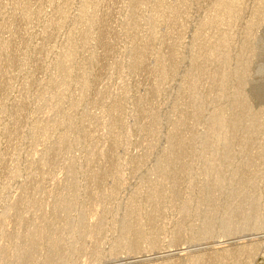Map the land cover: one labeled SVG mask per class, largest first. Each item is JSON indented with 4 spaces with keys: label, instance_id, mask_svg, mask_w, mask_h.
<instances>
[{
    "label": "rangeland",
    "instance_id": "obj_1",
    "mask_svg": "<svg viewBox=\"0 0 264 264\" xmlns=\"http://www.w3.org/2000/svg\"><path fill=\"white\" fill-rule=\"evenodd\" d=\"M84 1L0 0V66L6 68L9 65L3 61V57L8 58L7 49L9 57L19 61L8 66L11 67L7 68L9 76L13 79L8 76L10 80L4 82L12 81L7 83L11 86L0 93V153L6 157L2 160L4 164L0 163L3 165L0 166V247L11 246L14 242L8 236L18 235L17 232L25 245L22 232L30 228L35 219L39 220L45 210L48 217L59 222V234L63 239L61 250L69 248L68 261L61 262L60 255L48 251L47 241L48 245L43 242V250L38 249L41 255L39 253L37 259L34 255L31 261L54 255L53 261L51 256L50 260L47 258L49 264H188L195 256H214L222 250L239 251L241 248L239 252L243 255L232 254L221 264H264V221L261 229L246 230L252 220H259L258 216L264 213V0H244L245 3L233 0L232 10L224 8L223 0H95L83 13ZM175 8L178 9L177 16L172 12ZM94 13L101 18L88 29L86 21ZM147 14L153 17L151 23L143 20ZM102 29L110 41L105 47L98 43ZM65 40L71 43L69 48H64V43L68 45ZM13 41L17 47L12 45ZM136 42V46L143 49L149 47L144 52L147 61L141 65H135L138 55L131 52ZM8 44L11 47L7 48ZM216 46L220 50V59L213 66L225 74V80L212 82L203 78L192 95L190 88L194 76L207 65L210 52ZM171 50L175 51L173 55ZM66 54L78 57L77 72L67 77L73 84L68 90L60 79L58 83L47 84L52 77H58L60 70L55 67V61ZM158 54L166 56L165 66L170 69L165 72L167 77L162 76V69L157 64ZM88 57L97 59L88 63ZM196 58L200 63L193 65ZM71 65L72 62L69 67ZM82 74L87 75L88 82L94 86L87 91V100L80 96ZM244 80L247 85L242 88ZM155 87H158L157 91L152 92ZM56 91L62 93V103L52 110L47 102L43 104L45 100L42 98ZM241 92L248 109L235 106ZM196 96L205 99L198 115L194 114L192 105ZM18 101L26 104L23 111L26 114L20 115L23 118H18L19 122L14 119L15 112L13 118L12 111H9L17 103L21 105ZM109 103L110 106L120 103V107L113 111ZM69 105L75 106L70 117L75 122L72 128L60 122L62 112ZM142 109L145 114L141 113ZM240 114L249 129L246 134L241 132L237 138H229L230 143L236 138L234 148L221 145L222 135L209 136L214 118L226 119L227 127L223 133L229 134ZM14 120L15 127L16 123L21 127L18 129L20 135L13 138L8 129L7 134L13 138L10 140L5 133L6 126ZM33 123L57 126L47 139L43 130L30 134ZM85 132L91 133V139L86 143L91 150L103 149L102 155L108 154L114 160L105 159L107 156L104 158L100 152L101 156H96L99 158L92 156L90 158L95 159L89 162L90 148L84 145L89 148L85 149L81 143V135ZM177 132L187 140L191 139L188 149L178 156L171 153ZM63 134L69 135L70 140L59 148L57 143ZM205 140L209 143L204 144ZM217 146L219 151L214 152ZM56 151L60 152L59 157L44 169L46 179L42 177L43 182L39 180L42 183H33L34 168H39L45 158ZM172 157H179V163L175 164L180 168L176 167L174 179L164 181L162 170L166 167L171 171L173 165L176 166L171 163ZM107 161L118 163L120 168L116 166L115 171L116 164L111 165L115 170L112 168L107 172L113 176L116 173V180L107 177L97 189L101 196L104 190L108 193L104 192L102 202L97 201L101 197L97 191L91 190L95 186L88 184L87 178L91 167L96 168L99 164H106V167ZM211 163L216 165V171L207 169ZM240 165L242 170L247 166L248 172L247 168L240 170ZM236 166L239 169L234 172ZM236 173L242 177H237ZM243 176L246 178L244 184ZM215 178L219 180L215 181ZM161 180L164 181L161 183L163 192L149 197ZM89 188L96 197L89 193ZM173 188L176 189L175 195L179 192L176 197L170 192ZM60 190L76 193L80 205L86 202L90 225L101 222L97 220L100 215H96L94 210L98 208L94 206H100L99 209L104 211L108 207L111 209V216L101 222L103 229L98 234L91 236L85 228L76 231L74 226L62 227L61 222L67 214L57 208ZM25 196L30 198L26 201ZM21 199L25 203L18 206ZM36 199V205H28L29 201ZM154 200L159 206L161 204L157 210H152ZM89 201L96 204L93 202L95 205L92 206ZM130 205L142 207L143 215L129 216ZM99 209L97 213H102L103 210ZM78 213L79 210L71 213L75 226L79 221ZM128 219L135 228L148 231L139 243L141 251L136 253H131L129 240L123 232ZM179 227L183 229L184 238L181 237L183 239L176 244L174 236L180 235ZM20 238L15 239L16 246L21 242ZM89 240L88 246L86 242ZM24 245L19 246V250ZM16 246L6 248L15 256L9 252V261H3L1 255L4 263L0 264L26 263L21 260L25 257H19L18 251H13ZM256 247L254 256L249 258L247 255ZM29 261L27 263L34 264Z\"/></svg>",
    "mask_w": 264,
    "mask_h": 264
},
{
    "label": "bare ground",
    "instance_id": "obj_2",
    "mask_svg": "<svg viewBox=\"0 0 264 264\" xmlns=\"http://www.w3.org/2000/svg\"><path fill=\"white\" fill-rule=\"evenodd\" d=\"M93 1L95 2V0H85L84 2H83V4H82V6H81V11L83 12V13H86L87 12V10H88V7H90V5H92V3H93ZM177 1H179V0H177ZM176 0H175V2H177ZM242 1V0H241ZM223 2H224V8L225 9H227V10H232V3H233V0H223ZM246 2V1H245ZM244 2V0H243V3H245ZM139 3V2H138ZM28 4V3H27ZM135 11V10H134ZM173 15L174 16H177V14H178V9H174L173 11ZM101 17L99 16V14H97V13H94L93 15H91L90 17H89V19L86 21V26H88L87 28L89 29V27H91L92 25H94V24H96L97 22H99V19H100ZM143 20L145 21V22H147V23H151L152 21H153V17L151 16V15H149V14H147V15H145V16H143ZM88 29H87V31H88ZM87 33V32H86ZM159 33V32H158ZM157 33V34H158ZM70 35V34H69ZM154 35H155V32H154V34H153V37H154ZM68 36V35H67ZM69 38V36L67 37V39ZM158 38V41H160L159 40V37H157L156 36V39ZM156 39H154V40H156ZM161 39V38H160ZM246 39V38H245ZM244 39V40H245ZM69 40H70V38H69ZM69 40L68 41H66V42H68V45H67V43H64V44H66V45H64V48H69L70 47V45H71V43L69 42ZM135 41H137V40H135ZM15 42V44H13ZM244 42V41H243ZM12 43V42H11ZM13 43H12V45L14 46L15 45V47H17L16 46V41H13ZM98 43L99 44H103L102 45V47H105V45L106 44H110V41L106 38V34H105V31L102 29L101 30V34H100V37L98 38ZM243 44V43H242ZM244 44H245V42H244ZM98 45V44H97ZM136 45H138V42H136V44H135V47H133L132 46V48H131V52H133V54H136V55H138L137 56V61H136V63H135V65H141V64H144L145 62H144V57L146 58L147 57V53L144 55V52H145V49H147V48H149V47H147V46H145V49H143L144 47H138V46H136ZM220 45V44H219ZM218 45V46H219ZM8 46H9V44L7 45V48H8ZM218 46H216L211 52H210V55H209V57H208V60H207V65H205V66H203V68L201 69V72L200 73H198V74H196L195 76H194V84H193V86L190 88V91H191V93H192V95L193 94H195V91L198 89V86H199V83H200V81L203 79V78H205V79H207V80H210V81H212V82H214V81H220V82H222L223 80H225L224 78H225V74L224 73H222L218 68H215L213 65H214V63H215V61H217V60H219L220 59V50H219V48H218ZM9 47H11V44H10V46ZM107 47V46H106ZM109 47V46H108ZM3 49H4V51L6 50V48H4L3 47ZM2 49V50H3ZM9 49H11V48H9ZM4 51H3V53H4ZM5 52H8V53H6L7 55H6V57H8L7 59H8V61H7V59H4L5 57H3V61L4 60H6V61H4L5 62V64H6V62H7V65L9 64L10 66H12V65H14V62L16 61H13L14 59H13V57L12 58H10L9 57V51H8V49H7V51H5ZM175 53V51L174 50H171V55H173ZM160 55V57H158ZM5 56V55H4ZM157 56V55H156ZM158 56H157V64L159 63V65H160V70L162 69V72H161V74H162V76L163 77H167L166 76V74H165V72H169V70L167 69V68H169V67H166L165 65H166V63H165V60H166V56L165 55H161V54H158ZM15 57V56H14ZM91 57H93V56H91ZM91 57H88L87 58V62L89 63V61L91 62H94L95 61V59H97V58H91ZM77 56L76 55H74V54H70V55H68V54H66L65 56H64V58H59V59H57L55 62H56V64H55V67H58L59 68V70H60V73H58V77H52L51 78V80L49 81V82H47V84L48 83H58L59 81V79H60V81H64L65 83L64 84H66V86H67V88H66V90H68L69 89V87H72V85L73 84H71V82H68V80H67V77H70V76H72L73 74H75L76 72H77V70H76V63H77ZM15 59H16V57H15ZM94 59V60H93ZM97 61V60H96ZM145 61H147V60H145ZM155 61V60H154ZM3 62V63H4ZM13 62V63H12ZM17 63L19 62L18 60L16 61ZM15 62V63H16ZM70 62H72L73 63V65H71L70 67H69V63ZM155 63H156V61H155ZM200 63V59L199 58H196L195 59V61H194V64L193 65H198ZM156 64V65H157ZM8 65V66H9ZM8 66H5L6 68H3L4 66H0V93H2V92H4V91H6L7 89V87L8 88H10V86L11 85H8L9 83H11L10 81H8L7 83L6 82H4L5 80L7 81V80H12L13 78H12V76H11V78H10V76H9V72H8V69L9 68H11V67H8ZM167 66H168V64H167ZM8 68V69H7ZM7 69V70H6ZM7 72H8V74H7ZM8 76H9V78H8ZM86 76L87 75H84V74H82V77L84 78V80H83V82H82V85H81V94H80V96L82 97V99H84V100H87L88 98H87V91L88 90H90V89H92V87H94L90 82H88V80H87V78H86ZM7 78V79H6ZM150 78V77H149ZM90 83V84H89ZM7 84V85H6ZM70 85V86H69ZM91 85V86H90ZM247 85V80H244L243 82H242V88H244L245 86ZM39 86H41L40 84H39ZM38 86V87H39ZM40 88V87H39ZM156 88H158V87H155V88H153V89H151V91L153 92V90L155 89L156 91H157V89ZM6 89V90H5ZM150 91V92H151ZM155 92V91H154ZM49 97H47V96H45V97H43L42 98V100H45V102H43L42 100H41V102H43V104L44 103H46L47 102V104H48V106L52 109V110H54V109H56L57 107H59L60 105H61V103H62V99H61V96H62V93L60 92V91H56V92H53L51 95H48ZM23 101V100H22ZM19 103L21 102V101H18ZM24 102V101H23ZM193 103H192V105H193V112H194V114L195 115H198V114H200V112L202 111V109H203V106H204V104H205V99L202 97H199V96H196L194 99H193V101H192ZM22 103V102H21ZM20 103V104H21ZM46 104V105H47ZM18 107H17V106ZM15 105V107H17V109H16V111L14 110V108H13V110H9V111H12V117H13V113H14V116H15V120L17 121V122H19V120H21L23 117H21L20 115L22 114V116L23 115H25L24 113H23V111L25 110V107L24 106H26V104L24 103L22 106L21 105H18V103ZM45 105V104H44ZM107 106V105H106ZM105 106V107H106ZM109 106H110V103H109ZM108 106V107H109ZM235 106H236V108H238V109H248V105H247V102H246V100H245V97L242 95V92H241V97L240 98H237L236 100H235ZM24 107V108H23ZM107 107V108H108ZM110 107H112L111 109H114L113 111H116V110H118V108L120 107V103H114V106H110ZM110 107L108 108V109H110ZM75 109V106H73V105H69V107H67L66 109H64V111L62 112V117H61V119H60V122H62V123H64V124H67L68 125V127H70V128H72V127H74L75 126V122L73 121V120H71V114L73 113L72 111ZM110 109V111H112ZM116 109V110H115ZM26 111H27V108H26ZM141 113L142 114H145V109H142V111H141ZM12 118V119H13ZM17 118V119H16ZM18 118H19V120H18ZM21 118V119H20ZM15 120H14V122L12 121V123L11 122H9V123H11V124H8V125H10V126H12V124L14 123L15 124ZM114 122V121H113ZM254 122H256V121H254ZM13 124V125H14ZM16 124H18L17 125V127H15V125H14V127H10V126H6L7 128V130H6V134H7V131H8V129H10V132H11V134L13 135V138L14 137H17L18 135H20V133L18 134V129H21V127H19V123H16ZM33 126V127H32ZM31 126V135H34V134H36L37 132H39V131H41V130H43L44 131V136L46 137L47 136V139L49 138V135H50V132L52 131V130H54L55 128H56V126L57 125H50V124H48V125H42L41 123H35V125H34V123H33V125ZM262 126H264V124L262 123ZM227 127V121H226V119H224V118H214V121H213V124H212V126L210 127V130H209V133H210V137H217V136H221L222 135V139H223V142H222V146H224V147H227V148H234V145H233V143L234 144H236V141H235V139L239 136V134L241 133V132H243L244 134H246L245 132H248V129H249V126L248 125H245L244 123H243V120H242V114H240V116H239V119H237L234 123H233V125H232V128L230 129V131H229V134H224L223 132H224V130H225V128ZM30 130V129H29ZM20 132V131H19ZM9 133V132H8ZM10 134V133H9ZM9 134H7L8 136H9ZM10 134V135H11ZM18 134V135H17ZM29 134V135H30ZM91 134V133H90ZM89 133H83L82 135H81V143H82V146H84V145H86V146H88L86 143L87 142H89L90 141V137H91V135H90ZM175 135H177L176 136V138H175V140H174V143H172V145H171V153L172 154H174V155H179L180 153H182V152H184V151H186L187 149H188V147L190 146V143H191V139H186V137H184L180 132H177V134L175 133ZM237 136V137H236ZM12 137V136H11ZM233 138V137H236V138H234L233 140H234V142L231 140V142H233V143H230L228 140H229V138ZM12 138V139H13ZM61 139L58 141V143L57 144H59L58 145V147L59 146H62V147H64L65 145H67L68 144V142H69V140H70V137H69V135H66V134H63V135H61V137H60ZM231 138V139H232ZM9 139H10V136H9ZM12 139H10V140H12ZM89 140V141H88ZM203 143L204 144H207V143H209V141H207V140H205V141H203ZM218 145V144H217ZM233 145V146H232ZM220 146V145H219ZM219 146H217L216 148H214V152H218L219 151ZM89 147V146H88ZM102 147V146H101ZM60 148V147H59ZM84 148H85V146H84ZM87 148V147H86ZM85 148V149H86ZM90 148V152H89V154L91 155H89V157H88V159H89V162H90V160L91 161H94L93 159H95V158H99V157H96L97 155H100V152H101V155L104 153H102V151H104L103 149L100 151V148L97 150H91V147H89ZM89 148H87V149H89ZM229 148V149H230ZM246 148H248V146L246 147ZM88 151V150H87ZM107 152H105V154H106ZM109 153V152H108ZM3 154V153H2ZM2 154L0 153V157L2 156ZM59 154H60V152L59 151H56V152H54V153H52V154H49L46 158H45V160L43 161V163L41 164V166L39 167V168H34V171L35 172H33L32 174L34 175H32V178H34V181H33V183H35L36 181H39L40 179H41V181L43 182V178L42 177H44L45 175H46V173H45V171H44V169L45 168H47V167H49L50 166V164H51V162L53 161V160H55L56 159V157L58 156L59 157ZM110 154V153H109ZM100 155V156H101ZM111 155V154H110ZM4 156V155H3ZM1 157L2 159H1V161H0V163L2 162V160L4 161V159L3 158H5L6 159V157ZM94 157L95 156V158H90V157ZM104 158L107 156V158H105V159H107L108 160V158H109V160H111V159H113V158H111L110 159V157L108 156V154L106 155V156H104V155H102ZM22 157V156H21ZM57 157V158H58ZM238 158V157H237ZM88 159H87V162H88ZM114 160V159H113ZM113 160H112V162H113ZM172 162L171 163H173V164H175V163H179V161H180V159H179V157H172ZM6 162V161H5ZM108 162V164H110L109 166H108V164H107V166L106 167H104L106 164H104V165H100L99 164V166H95L96 168H93V167H91V164L90 163H88V166H89V168H90V173L88 174V178H87V183L88 184H92L93 186H95L94 188L96 189H91V190H94L93 192H96L97 194H99V197H101V199L100 200H97V201H104L103 199L104 198H102V196L104 197V192H105V194L107 195L108 193H106V191L104 190V192H103V195L101 196L100 195V191L98 192V190H99V186L103 183V182H106L105 180H106V178L107 177H111V178H109L108 180H111L115 175H116V173L114 174V176H113V174L111 173H108L114 166H113V164L115 163L116 164V162H114L113 164H111V163H109L110 161H107ZM3 164H4V162H2ZM1 163V164H2ZM73 163H74V161H73ZM72 163V164H73ZM75 163H76V161H75ZM1 164H0V166H1ZM113 167H112V166ZM176 165V164H175ZM179 165V164H178ZM3 166V165H2ZM1 166V167H2ZM119 166V168H120V165H118V163L115 165V169L117 168V167ZM210 167H208L207 169L209 170V171H213V169H215V171H216V169H217V167H216V165L215 164H212L211 163V165H209ZM241 167H239V166H236L237 168L236 169H234L235 171L234 172H236L237 171V169H239V168H241L240 170H242V165H240ZM245 166V165H244ZM176 167H177V165L176 166H174L173 165V167H172V170L170 171H168L167 169H171V168H164L162 171H163V180L164 181H166V179H174L175 177H176V172H177V170L178 169H176ZM179 167V166H178ZM177 167V168H178ZM239 167V168H238ZM113 168V169H114ZM180 168V167H179ZM211 170H210V169ZM244 168V167H243ZM245 168H247V166L245 167ZM244 168V169H245ZM114 169V170H115ZM242 170V171H245V170ZM248 169L249 168H247V172H248ZM113 170V171H114ZM240 170H238L241 174H242V171H240ZM32 171H33V169H32ZM108 171V172H107ZM115 171H117V169L115 170ZM173 171H175V172H173ZM36 172H38V173H36ZM233 172V173H234ZM238 172V173H239ZM34 173H36V174H34ZM108 173V174H107ZM243 173H246V172H243ZM109 174L110 175H112V176H109ZM190 174V173H189ZM188 174V175H189ZM237 174V173H236ZM191 175V174H190ZM243 175V174H242ZM247 175V174H246ZM31 176V175H30ZM234 176H235V173H234ZM237 177H242L241 175L240 176H238V174L236 175ZM246 177V176H245ZM31 178V179H32ZM45 178V177H44ZM243 178H244V176H243ZM242 178V179H243ZM46 179V178H45ZM114 180H116L115 179V177H114ZM216 180H219V178H215V181ZM31 181V182H32ZM41 181H39V183H42ZM113 181V180H112ZM163 181V182H164ZM162 182V180H161V182H160V184L161 183H163ZM246 182V178H244L243 179V184ZM36 184H38V182H36ZM107 184V183H106ZM109 184H111V183H109ZM114 184V183H113ZM160 184H157V185H155V187L153 188V190H151V192H150V194H149V197H154L155 195H157V194H160L161 192H163V187H162V185L163 184H161V186L160 187H162V188H160L159 187V185ZM92 185H91V188H92ZM89 186V185H88ZM87 186V187H88ZM97 186H98V188H97ZM115 186V185H114ZM113 185H112V189H113V191L115 190V187H114ZM65 187V186H64ZM63 186H62V188H64ZM114 187V188H113ZM58 188H59V186H58ZM67 189V188H66ZM98 189V190H97ZM108 189H109V186H108ZM112 189H110V192H111V190ZM89 190H90V188H89ZM90 190V192L89 193H91L92 191ZM168 190H169V188H168ZM61 191V192H60ZM59 191V194H58V192H57V194L59 195L58 197H60V199L58 198L57 200H59V204L57 205V208H61V209H63V210H65L64 212H66V214H67V216H66V218L64 219V221L63 222H61L62 223V227L63 228H68V227H71V226H74L75 227V229H76V231H80V229L81 228H85L86 229V231L88 232V234H92V235H96V234H98L100 231H101V229H103V223H101L102 221L104 222L105 221V219L106 218H109L110 216H111V209L108 207L107 209H106V207H104L106 210L104 211V209H102L103 211H102V213H97V211H98V209H99V207L98 206H94L96 203H95V201H92V202H90L89 201V203H92V206H94L95 208L97 207L98 209L97 210H94V208L92 207V211L94 210V211H96L95 213H96V215H100V220L99 219H97L100 223H98L97 222V224H96V222H95V224L93 225L91 222V225L88 223V220L90 219H88L87 218V216H86V214H87V211H88V209L86 208L87 206H85V205H87V204H81L80 205V203L78 202V200H77V194L76 193H68V191L66 192V190L65 191H63V190H60ZM112 191V192H113ZM116 191V190H115ZM175 191H176V189H172L170 192H171V194L174 192L175 193ZM92 192V194L94 195V193ZM107 192H109V191H107ZM177 192H178V190H177ZM176 192V193H177ZM26 193H29V192H26ZM52 193V192H51ZM65 193V194H64ZM68 193V194H67ZM172 194V195H174L175 197L177 196V194L179 193H177L176 195L175 194ZM57 194H55V195H57ZM112 194V193H111ZM25 195H27V194H25ZM54 195V194H53ZM54 195V196H55ZM89 195V194H88ZM91 195V194H90ZM113 195V194H112ZM28 196V195H27ZM27 196H25V197H23V199H25L26 201H27V198H30V196L29 197H27ZM95 197H96V194L94 195ZM89 197H92L91 199H93V196H89ZM94 197V198H95ZM106 197V196H105ZM35 199V198H34ZM56 199V198H55ZM106 199V198H105ZM22 200V199H21ZM93 200H95V199H93ZM35 201H36V203H37V199L36 200H32V202L31 201H29L28 202V205H29V203H31L30 204V206L31 207H33L34 205H36V203H35ZM56 201V200H55ZM21 202H24L23 200L22 201H20V203H18V206L19 205H22L21 204ZM93 202L95 203L94 205H93ZM158 202V201H157ZM155 200L152 202V207H153V209L152 210H157L160 206H161V204H160V206H159V202L157 203ZM25 203V202H24ZM88 203V207H89V204ZM98 203V202H97ZM103 204V203H102ZM99 205V204H98ZM103 206V205H102ZM107 206V205H106ZM52 207V206H51ZM238 207V206H237ZM35 208V207H34ZM50 208V207H49ZM55 208V207H54ZM53 208V209H54ZM89 208H91V207H89ZM130 208V209H129ZM128 209H129V216H133L134 214H137L138 216H142L143 215V212H142V207H138V206H135V205H130V207H129ZM56 209V208H55ZM101 209H99V210H101ZM48 210V209H47ZM78 210H79V217H78V219H79V221H78V223L76 222V226L75 225H73L74 223L72 222V216H71V213L73 212V211H77L78 212ZM91 210V209H90ZM89 210V211H90ZM53 211H55V210H53ZM93 211V212H94ZM47 212V211H46ZM45 212V210L40 214V216H39V220H37V219H35L36 221H34L31 225L33 226H31L30 228H28V229H26V231L28 230V232H26V231H21L22 232V234L21 235H24V238L26 239V243H25V245H24V239H21L20 238V234H19V232H17L18 233V235L16 234V235H13V236H11V234H9V236H8V238H10L9 240L10 241H12V242H14V243H12V245H15L16 246V244H15V241L16 240H18L19 238L21 239V240H19V241H21L20 243H19V245L18 246H16V248H14V250L13 251H15L16 250V254L20 257V255H21V257H25V260H23L24 258H22L21 260L22 261H24V262H26L25 264H31V263H27L28 261H29V259H30V261H31V258L33 257L34 258V255H35V257L37 256V255H39V253H40V255H41V251L40 252H38L39 250L38 249H40V247H41V250H43V248H42V246L43 245H45V244H43V242H45L46 243V241H47V243L49 244V246H48V248L50 247V250H48V248L47 249H44L45 251H43V252H46V250H48V251H51V253L52 254H54L55 256H61V262H63L62 260H66V261H68L67 260V257H69L68 256V249H67V251H65L64 249H62V250H64V252H61L62 250H61V248L63 247V239H62V236L59 234V227H58V224H59V222L57 221V219H55V218H50V217H48L47 216V213ZM99 212V211H98ZM89 213H92V212H89ZM107 214H110V215H107ZM90 215V214H89ZM153 215V214H152ZM52 216V215H51ZM94 216V215H93ZM260 216V215H259ZM258 216V218H259V220H252L251 222H250V226H247L246 228V230L248 231L249 230V228H250V230L251 229H256V230H259V229H261L262 227V225H263V221H264V213L262 214V216H260L259 217ZM19 217H23L22 215H20ZM52 217H54V216H52ZM90 217V216H89ZM23 219H25L24 217H23ZM88 219V220H87ZM92 219V218H91ZM96 220V221H97ZM95 221V220H94ZM3 222H5V220L3 221ZM20 222H21V220H20ZM56 222H58V223H56ZM254 222H259V223H254ZM1 223V222H0ZM22 223V222H21ZM6 224V223H5ZM101 226H102V228H101ZM181 227H182V225H180ZM181 227H179V229L181 228ZM123 232H124V235L127 237V239L129 240V246H130V250L132 251L131 253H133V252H137L138 250H140V246H139V243H140V241L142 240V239H144L146 236H147V234H148V231L147 230H142V229H138V228H135L134 227V224H133V222H131L129 219L124 223V226H123ZM31 231V232H30ZM179 232V234L180 235H177V236H174L175 237V242H177L176 244H178L179 242H180V239H183L184 238V236H183V229L181 228L180 230H178ZM182 231V232H181ZM252 231H255V230H252ZM181 233H182V235H181ZM91 235V236H92ZM181 237H183V238H181ZM205 238H207V237H205ZM16 239V240H15ZM79 239L81 240L82 238L81 237H79ZM156 239V238H155ZM22 240H23V243H22ZM205 240V239H204ZM207 240V239H206ZM18 241V242H19ZM88 242H90V240L89 241H87L86 242V244L88 243ZM92 243H91V245H93L94 243V240L93 241H91ZM155 242H157V241H155ZM173 242V241H172ZM10 243V244H11ZM46 243V245H48ZM85 243V242H84ZM96 240H95V245H96ZM23 244L24 246H23V248L22 249H20L19 250V246H21V245ZM86 244H84L85 246H86ZM154 244H156V243H154ZM12 245L10 246V245H7V247L9 246L11 249H13V247H12ZM88 246H89V244H87ZM173 245H175V243L173 242V244H172V246ZM245 246V245H244ZM2 247V246H1ZM1 247H0V249H1ZM4 247V246H3ZM2 247V249L0 250V256L3 258V261H6L9 257H11L10 255L8 256V253L9 252H11L12 250H10L9 248V250L7 251L6 250V246L3 248ZM45 247V246H44ZM96 247V246H95ZM140 247V248H139ZM18 248V249H17ZM173 248H174V246H173ZM240 248V247H239ZM244 248V247H243ZM254 248V247H253ZM214 249V248H213ZM232 249V248H231ZM237 250H239V249H237ZM243 250H245V248L243 249ZM249 250H251V249H249ZM35 251H37V253H35L34 254V252ZM141 251V250H140ZM221 251V250H220ZM239 251H241V248H240V250ZM239 251H236V250H233V251H231V250H222V252H220V253H218V254H215L214 256H204L203 255V257L201 256V257H198V258H196V256H195V258L194 259H189V262L190 263H188V264H221V262H223V260L224 259H226V258H228L230 255H232V254H235V253H239V254H241V255H243L241 252H239ZM254 251V252H253ZM253 251H251V252H249V254L247 255L249 258H251L252 256H254V254H255V251H257V247L255 248V250H253ZM42 252V253H43ZM213 252V251H212ZM243 252V251H242ZM19 253V254H18ZM50 253V254H51ZM61 253H62V255H61ZM10 254H13L14 256H15V254L14 253H10ZM48 254V253H47ZM138 254V253H137ZM212 254V253H211ZM246 254V253H245ZM13 255H12V257H13ZM16 255V256H17ZM33 255V256H32ZM44 255L46 256V254L44 253ZM43 255V256H44ZM54 255H48L47 256V258L49 257V256H53L54 257ZM64 255V256H63ZM206 255V254H205ZM44 256V257H45ZM199 256V255H198ZM247 256H245V257H247ZM43 257V258H44ZM52 257V258H53ZM190 257H192V256H190ZM39 258H40V256H39ZM46 258V257H45ZM42 259V257H41V259H39V261L38 260H33L32 259V261H34V264H38L39 262L41 263V261L43 262L42 264H49V260L51 259L50 257H49V260L48 259ZM12 260H13V258H11ZM36 259H37V257H36ZM168 259V258H167ZM48 260V261H47ZM52 261L54 260V258L53 259H51ZM2 260H1V258H0V262H2V263H4ZM8 261H9V259H8ZM29 261V262H30ZM31 261V262H32ZM52 261H50V263L52 262ZM163 261V260H162ZM165 261V260H164ZM248 261V260H247ZM10 262H12V261H10ZM24 262H22V263H24ZM155 262V261H154ZM158 262V261H157ZM7 263V262H6ZM9 263V262H8ZM7 263V264H8ZM170 262H168L167 264H169ZM15 264V263H14ZM18 264V263H17ZM19 264H20V261H19ZM32 264H33V262H32ZM152 264H153V262H152ZM164 264V263H163ZM166 264V263H165ZM170 264H172V263H170Z\"/></svg>",
    "mask_w": 264,
    "mask_h": 264
}]
</instances>
